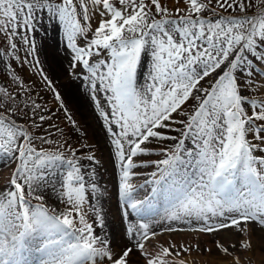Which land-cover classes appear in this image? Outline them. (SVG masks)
I'll list each match as a JSON object with an SVG mask.
<instances>
[{"label": "snow or ice", "instance_id": "6c2138e0", "mask_svg": "<svg viewBox=\"0 0 264 264\" xmlns=\"http://www.w3.org/2000/svg\"><path fill=\"white\" fill-rule=\"evenodd\" d=\"M0 64V264H264V0H0Z\"/></svg>", "mask_w": 264, "mask_h": 264}, {"label": "bare ground", "instance_id": "6f19581e", "mask_svg": "<svg viewBox=\"0 0 264 264\" xmlns=\"http://www.w3.org/2000/svg\"><path fill=\"white\" fill-rule=\"evenodd\" d=\"M55 33H51L50 34V41L48 43V48H47V59L50 61L52 59V52H51V48H52V45L54 43L53 41V37H54ZM81 113L83 116H88L89 114V110L87 107H84L81 109ZM91 122V121H89ZM115 178V175H114V172L111 168V165H108L106 164L105 168L102 169V176H101V179L102 181L108 186L109 188V192L110 193H114L115 192V187H114V184L112 183V179ZM108 203V206L109 207H112L114 204H115V200H110L107 202ZM164 212V205L162 204H157L156 205V209L155 211L153 212V215L155 216L156 213H160V214H163ZM177 240H180L181 237L178 235L176 237ZM210 238H207V237H203L201 238L202 242L206 241V240H209ZM249 255H252L251 253H249ZM260 253L257 252L255 254V257H254V262L256 264H259V261H260ZM188 260L189 261H193L195 260L197 262V264H200L201 260H202V257L200 256H197L196 253H192L189 257H188Z\"/></svg>", "mask_w": 264, "mask_h": 264}, {"label": "rangeland", "instance_id": "374dc122", "mask_svg": "<svg viewBox=\"0 0 264 264\" xmlns=\"http://www.w3.org/2000/svg\"><path fill=\"white\" fill-rule=\"evenodd\" d=\"M51 33H53L52 31H51V29H49V32H48V34H47V45L46 46H43L44 48H45V50L44 51H42L41 53H40V58L45 62V66H47V64L49 63V60L47 59V48H48V43H49V41H50V34ZM45 39V35H44V33L41 31L39 34H38V36H37V41H38V43H40V42H42L43 40ZM3 65L2 64H0V71H2L3 70ZM19 70V69H18ZM22 75H24L26 78H27V72H24V73H22ZM4 79V76L3 75H0V80H3ZM112 183L114 184V187H115V178L114 179H112ZM254 264H256L255 262H254Z\"/></svg>", "mask_w": 264, "mask_h": 264}]
</instances>
